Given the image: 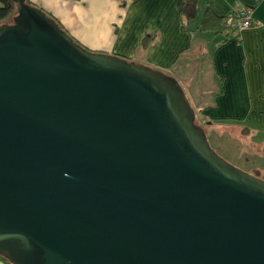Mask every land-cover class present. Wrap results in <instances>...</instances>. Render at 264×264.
<instances>
[{"label": "water", "instance_id": "1", "mask_svg": "<svg viewBox=\"0 0 264 264\" xmlns=\"http://www.w3.org/2000/svg\"><path fill=\"white\" fill-rule=\"evenodd\" d=\"M0 25V255L13 264H264V179L172 74L12 0Z\"/></svg>", "mask_w": 264, "mask_h": 264}, {"label": "crops", "instance_id": "2", "mask_svg": "<svg viewBox=\"0 0 264 264\" xmlns=\"http://www.w3.org/2000/svg\"><path fill=\"white\" fill-rule=\"evenodd\" d=\"M182 1L30 0L87 48L167 69L200 120L231 144L245 138L249 171L264 175V0H203L222 16L251 9V26L225 32L199 30L201 14L184 27ZM0 264L13 263L0 255Z\"/></svg>", "mask_w": 264, "mask_h": 264}, {"label": "trees", "instance_id": "3", "mask_svg": "<svg viewBox=\"0 0 264 264\" xmlns=\"http://www.w3.org/2000/svg\"><path fill=\"white\" fill-rule=\"evenodd\" d=\"M0 2H1V5H0V25H2L4 23H10L12 21L13 16L17 13L16 3H14L12 0H0ZM27 2H29L32 5H35L32 2H30V0H27ZM43 10L46 11L45 9H43ZM46 13L55 22H57L60 27H62L64 30H66L64 28L63 24L61 23V21L55 15H53L52 13H50L48 11H46ZM231 13H232V11L228 12L226 15H223V16L218 15L214 12V10L211 8V6L203 0H183L182 6H181V15H182V18L184 21V27L189 28L188 24H190V22L193 19L197 18L201 14L200 25H199L198 29L204 30V31L212 30V31H216V32H225V31H227V29H231L232 31L237 30L238 29L237 27L231 26L227 23V18ZM251 16H252V13H251ZM75 41L77 43L81 44L80 42H78V40L75 39ZM144 42H146L145 39H144ZM84 47H86V46H84ZM196 116H197L196 121L200 120L198 118L197 113H196ZM197 124L201 126V123H197Z\"/></svg>", "mask_w": 264, "mask_h": 264}, {"label": "rangeland", "instance_id": "4", "mask_svg": "<svg viewBox=\"0 0 264 264\" xmlns=\"http://www.w3.org/2000/svg\"><path fill=\"white\" fill-rule=\"evenodd\" d=\"M0 5H1V2H0ZM81 45H83V44H81ZM83 47H84V45H83ZM93 51H97V50H93ZM160 70H162V69H160ZM162 71L170 74L167 69H164ZM196 122L201 123L202 125L204 124L203 126L207 132V137H208V140H209L211 146L216 150V152L221 157H223L230 164L235 165L244 171L250 172L249 171L250 164L247 163V159L250 157V151L247 148L246 140L243 136H240L241 138L238 137L236 139V142L235 143L233 142V144H231L230 135H228V137L221 135L222 134L221 125H220V127H218V124L216 123V126H214L215 122H214V124L213 123L207 124V122H205L203 120H197ZM213 130L215 132H212ZM237 140L240 141V143L238 145H237ZM232 145H234V147ZM252 173L257 177L264 179V175L261 174V172H258L256 170Z\"/></svg>", "mask_w": 264, "mask_h": 264}, {"label": "built area", "instance_id": "5", "mask_svg": "<svg viewBox=\"0 0 264 264\" xmlns=\"http://www.w3.org/2000/svg\"><path fill=\"white\" fill-rule=\"evenodd\" d=\"M227 23L238 29L252 25L251 9L237 4L227 18Z\"/></svg>", "mask_w": 264, "mask_h": 264}, {"label": "flooded vegetation", "instance_id": "6", "mask_svg": "<svg viewBox=\"0 0 264 264\" xmlns=\"http://www.w3.org/2000/svg\"><path fill=\"white\" fill-rule=\"evenodd\" d=\"M201 125H202V124H201ZM203 125H204V124H203ZM203 125H202V126H203Z\"/></svg>", "mask_w": 264, "mask_h": 264}]
</instances>
